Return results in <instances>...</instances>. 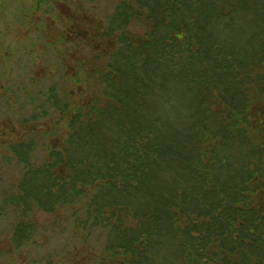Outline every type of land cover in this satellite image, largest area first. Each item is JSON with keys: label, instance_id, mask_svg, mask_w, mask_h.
<instances>
[{"label": "trees", "instance_id": "trees-1", "mask_svg": "<svg viewBox=\"0 0 264 264\" xmlns=\"http://www.w3.org/2000/svg\"><path fill=\"white\" fill-rule=\"evenodd\" d=\"M105 1L97 18L87 0H0L2 39L31 42L0 45V174H19L0 264L39 214L66 216L72 256L93 241L90 264H264V0ZM14 47L30 70L6 74ZM35 47L63 59L33 93Z\"/></svg>", "mask_w": 264, "mask_h": 264}, {"label": "rangeland", "instance_id": "rangeland-1", "mask_svg": "<svg viewBox=\"0 0 264 264\" xmlns=\"http://www.w3.org/2000/svg\"><path fill=\"white\" fill-rule=\"evenodd\" d=\"M79 1L81 2L82 0ZM86 6L88 7L87 9L89 10V12L97 18H102L111 9V4L106 2L105 0H87ZM61 9H63L61 10V12H64L65 9L63 7H61ZM61 12L56 11L57 14ZM10 20H12L11 15H6V13H4L3 16L0 15V45H11L12 43H16L15 41L19 42L18 44L23 43L29 45L31 43L29 42L30 37H25L22 29L20 31L21 35H18V38L13 37L12 32L10 33L11 36L9 37V43L6 39H2L1 34L3 32V28L5 25L10 23ZM53 21H55L54 17L48 16L47 24L50 25L49 29L51 30H53L56 26ZM52 34L54 36L55 32H52ZM18 49L19 47H14V53H16L17 55L12 58L13 61L11 63H7V65L5 63L6 66L4 72H6V74L13 71L18 72L19 70H23L24 68L23 64L16 63V59L19 56ZM57 54L58 55H56L54 52H50V50L46 52L43 47L42 49L41 47H35L33 49L32 58L35 59V61L32 67V72L34 74L37 73L38 75L36 81H33L34 83H30L34 84L36 88L34 90L31 84L26 85L28 86L29 90L34 91L33 93L37 92L38 89L45 88L51 81H57V72H59V69L61 68V66L58 64L59 61L61 62L63 59V57L59 56V51H57ZM66 58L64 57V59ZM65 61L67 63V59ZM25 67L26 69L30 70V68H28L30 67V65L27 64ZM26 69L24 68V71H26ZM27 82L28 81H26V83ZM24 115L28 116L29 113L24 112ZM62 139L63 135L61 137V140ZM49 140L50 137L47 136L41 140V143L46 144ZM42 154L43 152H41L40 155ZM0 175L1 192L4 187H7L9 184H13L19 174L15 169L6 167L3 169V172ZM37 224L38 233L35 236L34 244H32L25 250L23 256L14 259L13 263L5 260V262H1L2 264H90L89 261L95 253L92 250L94 245L93 241H90L89 246L85 248L86 251L83 253V255L80 254L76 257L72 256L76 255V253L72 251V245L75 246L74 244L76 243L72 244V242L69 241V236L67 234V231L69 230L67 226L66 216L60 215V217H56L39 214L37 216ZM5 227V224L0 225V230H4ZM78 251L79 250H77V252Z\"/></svg>", "mask_w": 264, "mask_h": 264}]
</instances>
